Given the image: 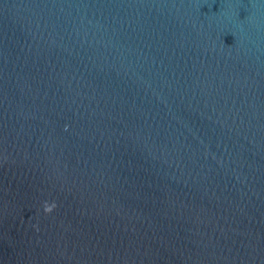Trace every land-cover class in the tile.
Returning <instances> with one entry per match:
<instances>
[{
    "label": "water",
    "instance_id": "obj_1",
    "mask_svg": "<svg viewBox=\"0 0 264 264\" xmlns=\"http://www.w3.org/2000/svg\"><path fill=\"white\" fill-rule=\"evenodd\" d=\"M0 264H264V0H0Z\"/></svg>",
    "mask_w": 264,
    "mask_h": 264
},
{
    "label": "clouds",
    "instance_id": "obj_2",
    "mask_svg": "<svg viewBox=\"0 0 264 264\" xmlns=\"http://www.w3.org/2000/svg\"><path fill=\"white\" fill-rule=\"evenodd\" d=\"M52 207H54V205H52L50 207V206H48L47 202H45V204H44V211H45V213L51 212L52 211Z\"/></svg>",
    "mask_w": 264,
    "mask_h": 264
}]
</instances>
